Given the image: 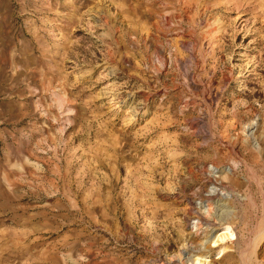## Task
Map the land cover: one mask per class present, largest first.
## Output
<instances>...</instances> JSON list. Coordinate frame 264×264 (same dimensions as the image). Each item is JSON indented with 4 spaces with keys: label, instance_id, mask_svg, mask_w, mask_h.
I'll list each match as a JSON object with an SVG mask.
<instances>
[{
    "label": "rangeland",
    "instance_id": "obj_1",
    "mask_svg": "<svg viewBox=\"0 0 264 264\" xmlns=\"http://www.w3.org/2000/svg\"><path fill=\"white\" fill-rule=\"evenodd\" d=\"M0 264H264V0H0Z\"/></svg>",
    "mask_w": 264,
    "mask_h": 264
}]
</instances>
